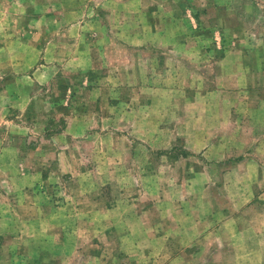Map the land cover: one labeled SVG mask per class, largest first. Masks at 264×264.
Segmentation results:
<instances>
[{
  "label": "rangeland",
  "instance_id": "obj_1",
  "mask_svg": "<svg viewBox=\"0 0 264 264\" xmlns=\"http://www.w3.org/2000/svg\"><path fill=\"white\" fill-rule=\"evenodd\" d=\"M30 1L0 0V264H264V0Z\"/></svg>",
  "mask_w": 264,
  "mask_h": 264
},
{
  "label": "crops",
  "instance_id": "obj_2",
  "mask_svg": "<svg viewBox=\"0 0 264 264\" xmlns=\"http://www.w3.org/2000/svg\"><path fill=\"white\" fill-rule=\"evenodd\" d=\"M19 2V1H18ZM27 2H29V0H27ZM33 2H34V4H33ZM46 4L43 6V7H49L50 6V4H48L47 5V2H45ZM26 7L27 8H33V7H36L35 6V1L34 0H32V1H30V3L28 4V5H26ZM227 57H228V55H227V53H223V54H220L219 55V57H218V64H219V66L221 67V65L223 64V62H225L226 60H227ZM263 104H264V101H263V99L262 98H255L254 99V105H255V109H256V111H257V108H260V114L259 115H264V112L262 111V106H263ZM257 144L256 145H254V146H252V148H264V146L262 145V143H258V142H256ZM256 163H257V166H258V168L260 169V170H262L263 168H262V166H261V164H260V162H258V161H256Z\"/></svg>",
  "mask_w": 264,
  "mask_h": 264
},
{
  "label": "trees",
  "instance_id": "obj_3",
  "mask_svg": "<svg viewBox=\"0 0 264 264\" xmlns=\"http://www.w3.org/2000/svg\"><path fill=\"white\" fill-rule=\"evenodd\" d=\"M182 155L186 157V156H188V153L187 152H184Z\"/></svg>",
  "mask_w": 264,
  "mask_h": 264
}]
</instances>
